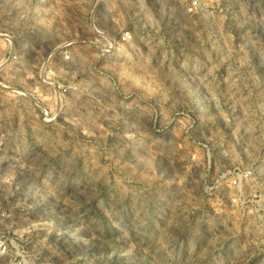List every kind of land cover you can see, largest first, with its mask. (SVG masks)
<instances>
[{
	"label": "rangeland",
	"instance_id": "374dc122",
	"mask_svg": "<svg viewBox=\"0 0 264 264\" xmlns=\"http://www.w3.org/2000/svg\"><path fill=\"white\" fill-rule=\"evenodd\" d=\"M0 264H264V0H0Z\"/></svg>",
	"mask_w": 264,
	"mask_h": 264
},
{
	"label": "built area",
	"instance_id": "2783aa9c",
	"mask_svg": "<svg viewBox=\"0 0 264 264\" xmlns=\"http://www.w3.org/2000/svg\"><path fill=\"white\" fill-rule=\"evenodd\" d=\"M128 37H129V33H128V31H125L124 35L122 36V39L126 40ZM231 183H232V185L237 184V178H235V177L231 178Z\"/></svg>",
	"mask_w": 264,
	"mask_h": 264
}]
</instances>
